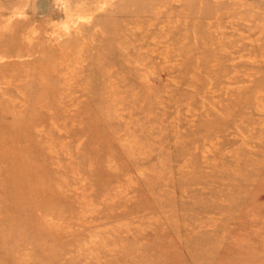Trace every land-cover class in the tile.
<instances>
[{
  "label": "rangeland",
  "instance_id": "1",
  "mask_svg": "<svg viewBox=\"0 0 264 264\" xmlns=\"http://www.w3.org/2000/svg\"><path fill=\"white\" fill-rule=\"evenodd\" d=\"M0 264H264V0H0Z\"/></svg>",
  "mask_w": 264,
  "mask_h": 264
}]
</instances>
